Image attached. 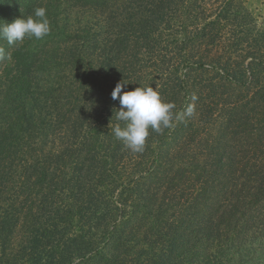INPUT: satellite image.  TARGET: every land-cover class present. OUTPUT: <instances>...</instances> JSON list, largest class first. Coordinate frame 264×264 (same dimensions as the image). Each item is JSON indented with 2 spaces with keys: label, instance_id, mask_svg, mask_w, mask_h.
Listing matches in <instances>:
<instances>
[{
  "label": "trees",
  "instance_id": "obj_1",
  "mask_svg": "<svg viewBox=\"0 0 264 264\" xmlns=\"http://www.w3.org/2000/svg\"><path fill=\"white\" fill-rule=\"evenodd\" d=\"M190 6L0 0V28L38 7L51 26L40 40L0 39L11 56L0 61V264H264V87L226 78L228 93L242 97L223 104L207 149L192 134L194 115L173 133L150 129L144 152L133 153L94 114L119 109L114 88L124 80L132 90L130 67L155 57L158 44L200 38L192 13L197 28L163 35ZM172 85L174 112H185L181 94L197 89ZM170 139L178 145L163 155Z\"/></svg>",
  "mask_w": 264,
  "mask_h": 264
},
{
  "label": "rangeland",
  "instance_id": "obj_2",
  "mask_svg": "<svg viewBox=\"0 0 264 264\" xmlns=\"http://www.w3.org/2000/svg\"><path fill=\"white\" fill-rule=\"evenodd\" d=\"M188 1H192V6L184 10L179 9L182 17L181 24L173 21L170 29L168 26L165 27L166 31L163 35L169 38L181 32L186 26L192 25L188 22L192 13L191 15L199 16L201 19L198 24L201 29L200 38L194 42H181L184 38L180 36L179 49H176L179 43L175 42L162 46L158 44L154 50L156 58L147 56L140 65L130 67V77L132 76L130 83L134 86L132 90L127 91H133L138 87H157L162 101L171 103L174 98L173 80L185 79L188 84L196 87L197 91L190 97L186 96L187 99L184 98V94H181V105L185 103L187 106L195 105L193 114L195 131L192 134L194 136L199 134L203 139L197 147L207 149L211 146L212 134L220 128L223 114H226L222 108L223 104L229 100L239 101L242 97V90L235 89L234 93H228L223 87L226 78L228 76L232 78L237 87L239 83L264 87V22L251 11L246 0ZM179 25L181 29L178 28ZM194 28H197L196 25ZM203 28H205L204 33ZM189 30L194 31L192 28ZM101 38L102 36L99 39ZM101 41L99 43L102 50L98 52L100 56L107 54L106 42ZM147 48L142 52L146 53ZM148 51L150 52L151 49ZM130 54L132 60H135L136 53L133 51ZM96 63L98 62H94L93 69L97 73ZM175 113L184 112L175 111ZM94 114L101 117L99 126L104 127L102 128L104 131L110 130V122H118L110 108L105 113ZM180 121H175L173 127ZM173 127L165 129L159 135L173 133ZM151 133L158 134L153 131ZM176 141L177 139H170L165 142L163 155L171 152L178 145ZM241 146H244V141ZM146 158L148 162L143 160L142 165L148 167L153 158L150 159L147 155Z\"/></svg>",
  "mask_w": 264,
  "mask_h": 264
},
{
  "label": "clouds",
  "instance_id": "obj_3",
  "mask_svg": "<svg viewBox=\"0 0 264 264\" xmlns=\"http://www.w3.org/2000/svg\"><path fill=\"white\" fill-rule=\"evenodd\" d=\"M51 26L47 10L43 7L34 9L33 15L18 18L0 28V39L9 45L20 44L25 39H43L50 34ZM11 60L0 48V61ZM128 83L118 82L112 92V99L119 101V109H114V117L123 122L114 127L110 122V132L117 140L133 153H143L151 131L162 134L164 129L174 126L175 121L194 114L195 105L187 106L184 113L174 112L175 105L162 101L157 87H138L133 91H124ZM195 99V97L193 98ZM73 264H79V258H73Z\"/></svg>",
  "mask_w": 264,
  "mask_h": 264
},
{
  "label": "crops",
  "instance_id": "obj_4",
  "mask_svg": "<svg viewBox=\"0 0 264 264\" xmlns=\"http://www.w3.org/2000/svg\"><path fill=\"white\" fill-rule=\"evenodd\" d=\"M251 11L264 22V0H246Z\"/></svg>",
  "mask_w": 264,
  "mask_h": 264
}]
</instances>
